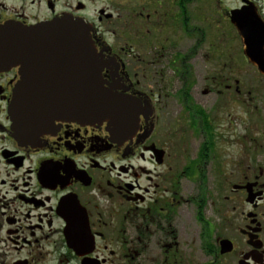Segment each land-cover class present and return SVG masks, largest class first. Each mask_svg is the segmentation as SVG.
<instances>
[{"label": "flooded vegetation", "instance_id": "obj_1", "mask_svg": "<svg viewBox=\"0 0 264 264\" xmlns=\"http://www.w3.org/2000/svg\"><path fill=\"white\" fill-rule=\"evenodd\" d=\"M217 1L0 0V26L87 24L138 116L22 144L19 66L0 69V264H264V74L244 56L264 54V0ZM232 12H253L244 39Z\"/></svg>", "mask_w": 264, "mask_h": 264}, {"label": "water", "instance_id": "obj_2", "mask_svg": "<svg viewBox=\"0 0 264 264\" xmlns=\"http://www.w3.org/2000/svg\"><path fill=\"white\" fill-rule=\"evenodd\" d=\"M237 13L232 12L231 22L244 39V24L254 15ZM244 56L264 74V54ZM11 65L19 66L20 81L8 113L20 143L35 144L55 121L106 122L115 133L134 131L136 107L114 87L104 86L101 72L108 62L97 54L90 28L82 21L63 17L32 27L0 26V69ZM48 70L61 71V81L43 72Z\"/></svg>", "mask_w": 264, "mask_h": 264}, {"label": "rangeland", "instance_id": "obj_3", "mask_svg": "<svg viewBox=\"0 0 264 264\" xmlns=\"http://www.w3.org/2000/svg\"><path fill=\"white\" fill-rule=\"evenodd\" d=\"M234 1L235 0H220V1L218 0L217 2H220V5L222 7H228V6H232V4H233ZM211 4H215V1L212 2Z\"/></svg>", "mask_w": 264, "mask_h": 264}]
</instances>
